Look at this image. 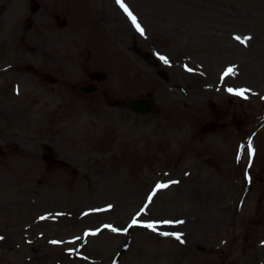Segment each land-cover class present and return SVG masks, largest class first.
<instances>
[{
  "label": "rangeland",
  "instance_id": "obj_1",
  "mask_svg": "<svg viewBox=\"0 0 264 264\" xmlns=\"http://www.w3.org/2000/svg\"><path fill=\"white\" fill-rule=\"evenodd\" d=\"M124 3L0 0V264H264V0Z\"/></svg>",
  "mask_w": 264,
  "mask_h": 264
},
{
  "label": "snow or ice",
  "instance_id": "obj_2",
  "mask_svg": "<svg viewBox=\"0 0 264 264\" xmlns=\"http://www.w3.org/2000/svg\"><path fill=\"white\" fill-rule=\"evenodd\" d=\"M117 2L120 3V4H121V7H123L124 10H125V12L128 13L129 17L132 19V21H133V23L135 24L136 28H137L138 30H140L141 32H143V31H144L143 28H142V27L140 26V24L137 22L136 17H135V16L132 14V12L128 9V6L124 3V0H117ZM237 39H242V38H241V37H237ZM161 59H164V60L167 62V57L162 56ZM229 71H231V69H229ZM228 91H230V92L235 91V92L240 93L241 95H243V92H244L243 89H232V88H229ZM157 187H158V188H159V187H165V185H163V184H159V185H157ZM160 222H161V223H172V221H160ZM133 223H136V221H133ZM148 226H149V227H153L154 224H153V223H149ZM108 227H112V226H111V225H108ZM117 230H118V229H117ZM124 230L126 231V229H124ZM173 235H177V236H179L180 234L173 233Z\"/></svg>",
  "mask_w": 264,
  "mask_h": 264
},
{
  "label": "bare ground",
  "instance_id": "obj_3",
  "mask_svg": "<svg viewBox=\"0 0 264 264\" xmlns=\"http://www.w3.org/2000/svg\"><path fill=\"white\" fill-rule=\"evenodd\" d=\"M235 74V73H234ZM251 74H253V72H251ZM240 75V74H239ZM246 78L250 79L253 75H250V72H246L243 74ZM197 195H199L200 197H206V195H204L203 193H197ZM180 234H182L183 236H185V232L182 230L179 231Z\"/></svg>",
  "mask_w": 264,
  "mask_h": 264
},
{
  "label": "water",
  "instance_id": "obj_4",
  "mask_svg": "<svg viewBox=\"0 0 264 264\" xmlns=\"http://www.w3.org/2000/svg\"><path fill=\"white\" fill-rule=\"evenodd\" d=\"M140 100H137V101H135V102H132L131 103V105H132V107H133V109H135V110H147V108H144L143 107V105H138V104H140Z\"/></svg>",
  "mask_w": 264,
  "mask_h": 264
}]
</instances>
